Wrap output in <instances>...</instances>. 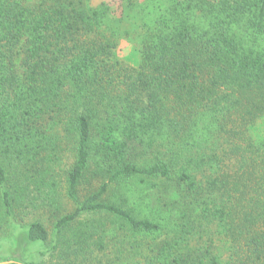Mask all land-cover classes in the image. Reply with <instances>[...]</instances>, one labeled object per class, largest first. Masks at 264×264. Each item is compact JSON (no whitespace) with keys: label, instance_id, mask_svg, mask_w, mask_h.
Instances as JSON below:
<instances>
[{"label":"trees","instance_id":"16d2710c","mask_svg":"<svg viewBox=\"0 0 264 264\" xmlns=\"http://www.w3.org/2000/svg\"><path fill=\"white\" fill-rule=\"evenodd\" d=\"M262 127L264 0H0L7 241L58 264H264Z\"/></svg>","mask_w":264,"mask_h":264},{"label":"rangeland","instance_id":"374dc122","mask_svg":"<svg viewBox=\"0 0 264 264\" xmlns=\"http://www.w3.org/2000/svg\"><path fill=\"white\" fill-rule=\"evenodd\" d=\"M98 1V0H97ZM118 56L125 60L128 63L134 64L137 61V57L135 52L127 46L123 45L121 49L119 50ZM261 132L264 133V127L261 128ZM66 209H71V206L68 204L65 206ZM21 216L23 213H21ZM33 214H37V216H33L30 212L25 213L24 220L25 222H31L37 218L42 219L48 226H50L49 222V215L44 214L43 216L40 215V213L34 212ZM19 217V216H18ZM13 232V240L10 239V241H7L4 239V236L2 233H0V263H2V260L5 259H11L13 256L14 258H22L19 260H22L20 262H35L37 264L43 263V264H58L62 263V261H59L57 259L49 258L42 256L41 252H46V248L40 244H28L26 242V230L21 229H14ZM16 243H18L16 245ZM16 247V249H15ZM16 253V254H15Z\"/></svg>","mask_w":264,"mask_h":264},{"label":"water","instance_id":"95a60500","mask_svg":"<svg viewBox=\"0 0 264 264\" xmlns=\"http://www.w3.org/2000/svg\"><path fill=\"white\" fill-rule=\"evenodd\" d=\"M9 263H11V262H2V263H0V264H9Z\"/></svg>","mask_w":264,"mask_h":264}]
</instances>
